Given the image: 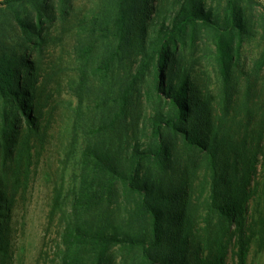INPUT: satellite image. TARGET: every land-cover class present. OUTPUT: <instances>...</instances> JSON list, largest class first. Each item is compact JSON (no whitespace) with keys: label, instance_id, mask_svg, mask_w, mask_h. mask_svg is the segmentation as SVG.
<instances>
[{"label":"trees","instance_id":"obj_1","mask_svg":"<svg viewBox=\"0 0 264 264\" xmlns=\"http://www.w3.org/2000/svg\"><path fill=\"white\" fill-rule=\"evenodd\" d=\"M0 6L11 10L19 34L16 45L0 39V210L7 212L0 214V264L11 249L7 222L15 202L9 204L7 186L29 179L32 142L43 144L49 130L38 104L53 79L41 81L44 57L67 38L78 74L70 88L87 122L79 124L84 139L74 188L53 193L57 263L227 264L234 243L236 264H248L257 236L249 226L254 178L264 171L252 107L264 76V4L88 0L80 8L75 0H6ZM259 31L260 53L245 56Z\"/></svg>","mask_w":264,"mask_h":264},{"label":"rangeland","instance_id":"obj_2","mask_svg":"<svg viewBox=\"0 0 264 264\" xmlns=\"http://www.w3.org/2000/svg\"><path fill=\"white\" fill-rule=\"evenodd\" d=\"M264 4V0H256ZM88 0H75L78 7L83 8ZM258 15V12L256 13ZM67 27L65 30H70ZM262 30V29H257ZM5 37L11 45H16L19 39L11 10L0 6V39ZM262 32L251 45L246 46L245 56L256 57L262 48ZM57 52L54 56L47 54L44 57L47 74L44 78H52L47 91L38 102L42 111L43 127H48L45 142L39 144L32 142L33 158L28 170V180L22 183L11 181L7 189L14 197L9 204L15 202L10 213L8 236L11 249H9L7 264H58L56 252L59 245L58 234L60 222L58 216L54 222L50 220L53 205V193L58 186L63 187L64 193L74 188V183L80 169L81 143L84 137L79 124L86 120L81 116L84 112L78 111V100L75 98L71 82L78 81L75 62L68 52L71 50L69 38L57 43ZM63 51H62V50ZM64 52V53H63ZM64 57V58H60ZM55 69V74L53 73ZM63 84L60 88L58 84ZM215 89V87L212 86ZM238 90L241 98H246V81L244 77L238 79ZM252 107L256 111L255 133L256 140L264 150V76L257 81ZM79 116L76 118L75 116ZM87 122V120L85 121ZM76 125L77 129H74ZM47 138V139H46ZM264 164V155L260 157ZM255 197L250 204L249 226L257 235L250 244L248 264H264V171L259 168L254 178ZM72 188V189H71ZM0 196V201H1ZM2 209L4 203L0 202ZM4 217L7 212L0 210ZM202 225L201 228H204ZM214 229L210 232L212 237ZM201 235L203 236L202 230ZM234 244V243H233ZM230 247L227 264H236L234 246ZM1 258V257H0Z\"/></svg>","mask_w":264,"mask_h":264},{"label":"water","instance_id":"obj_3","mask_svg":"<svg viewBox=\"0 0 264 264\" xmlns=\"http://www.w3.org/2000/svg\"><path fill=\"white\" fill-rule=\"evenodd\" d=\"M4 1H6V0H0V3L4 2Z\"/></svg>","mask_w":264,"mask_h":264}]
</instances>
